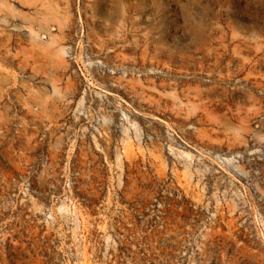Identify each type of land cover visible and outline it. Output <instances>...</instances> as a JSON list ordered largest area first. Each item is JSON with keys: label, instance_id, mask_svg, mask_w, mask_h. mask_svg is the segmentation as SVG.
<instances>
[{"label": "rangeland", "instance_id": "obj_1", "mask_svg": "<svg viewBox=\"0 0 264 264\" xmlns=\"http://www.w3.org/2000/svg\"><path fill=\"white\" fill-rule=\"evenodd\" d=\"M0 264H264V0H0Z\"/></svg>", "mask_w": 264, "mask_h": 264}]
</instances>
